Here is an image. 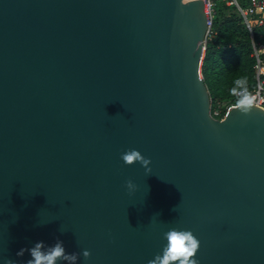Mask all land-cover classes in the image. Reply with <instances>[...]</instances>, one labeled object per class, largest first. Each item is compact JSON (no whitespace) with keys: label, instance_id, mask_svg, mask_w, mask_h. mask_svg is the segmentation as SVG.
<instances>
[{"label":"water","instance_id":"obj_1","mask_svg":"<svg viewBox=\"0 0 264 264\" xmlns=\"http://www.w3.org/2000/svg\"><path fill=\"white\" fill-rule=\"evenodd\" d=\"M207 29L204 0H0V264H147L172 227L264 264V109L212 115Z\"/></svg>","mask_w":264,"mask_h":264},{"label":"trees","instance_id":"obj_2","mask_svg":"<svg viewBox=\"0 0 264 264\" xmlns=\"http://www.w3.org/2000/svg\"><path fill=\"white\" fill-rule=\"evenodd\" d=\"M214 30L216 35L207 43L201 67L213 115L218 101L233 100L230 90L234 87L235 80L246 78L250 90L256 85L250 31L235 6L221 2L218 4ZM261 32L262 29H255V40L259 39ZM225 112L223 110L220 115L214 116L221 119Z\"/></svg>","mask_w":264,"mask_h":264},{"label":"clouds","instance_id":"obj_3","mask_svg":"<svg viewBox=\"0 0 264 264\" xmlns=\"http://www.w3.org/2000/svg\"><path fill=\"white\" fill-rule=\"evenodd\" d=\"M231 95L237 97L234 109L242 114H249L256 106L257 97L248 89L246 78H239L234 81V87L230 90ZM122 161L127 165L140 163L146 173H151L149 167L151 160L134 148L127 149L121 153ZM127 190L132 193L136 190V185L131 179L125 182ZM163 238L167 243L162 247L161 253H157L147 264H199L196 254L200 248V240L191 230L180 229L177 227L169 228L163 232ZM24 249H21L17 255H23ZM31 259L27 264H58L59 261H66L68 264H76L79 254L66 251L63 242L59 239L53 245H45L43 241H38L28 249ZM82 255L85 259L91 255L90 250L84 249ZM5 264H16L13 260H6Z\"/></svg>","mask_w":264,"mask_h":264},{"label":"built area","instance_id":"obj_4","mask_svg":"<svg viewBox=\"0 0 264 264\" xmlns=\"http://www.w3.org/2000/svg\"><path fill=\"white\" fill-rule=\"evenodd\" d=\"M220 2L228 6H235L243 18V23L250 31L253 47L252 55L255 58L254 68L256 85L253 89H249V91L257 97L256 106L264 109V0H245L243 5L239 0H204V11L207 16L208 26L204 50H206L207 43L213 40L216 35L214 22L217 15V6ZM258 28L262 29V32L258 36L259 39L255 40L254 32L255 29ZM203 58L202 56L201 63L203 62ZM236 100L237 97L234 96L233 100L229 102L218 101L214 110V115H220L223 110L226 111V115L229 107H233Z\"/></svg>","mask_w":264,"mask_h":264},{"label":"rangeland","instance_id":"obj_5","mask_svg":"<svg viewBox=\"0 0 264 264\" xmlns=\"http://www.w3.org/2000/svg\"><path fill=\"white\" fill-rule=\"evenodd\" d=\"M245 0H239V2L243 5Z\"/></svg>","mask_w":264,"mask_h":264}]
</instances>
